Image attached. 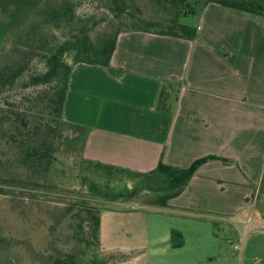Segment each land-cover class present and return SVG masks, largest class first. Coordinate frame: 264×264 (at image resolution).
I'll return each instance as SVG.
<instances>
[{
    "label": "crops",
    "instance_id": "0c3cea01",
    "mask_svg": "<svg viewBox=\"0 0 264 264\" xmlns=\"http://www.w3.org/2000/svg\"><path fill=\"white\" fill-rule=\"evenodd\" d=\"M193 27L194 39L121 32L110 68L72 69L63 118L86 127L87 160L144 175L209 157L166 205L102 210L115 264H264V15L209 2Z\"/></svg>",
    "mask_w": 264,
    "mask_h": 264
},
{
    "label": "rangeland",
    "instance_id": "374dc122",
    "mask_svg": "<svg viewBox=\"0 0 264 264\" xmlns=\"http://www.w3.org/2000/svg\"><path fill=\"white\" fill-rule=\"evenodd\" d=\"M203 4L206 0H185L179 7L171 0H123L119 6L111 0H0V264H54L56 257H92L93 252L99 261L93 264H115L122 258L105 255L100 246L88 251L91 222L84 204L149 210L173 191L171 185L159 173L112 171L87 160L81 133L60 124L53 111L50 97L57 81L37 85L32 78L47 71L52 49L83 24L99 44L124 31L195 26ZM57 10L65 19L75 15L74 21L60 23L53 17ZM36 128L55 142L46 177L20 163L22 146ZM213 231L230 236L220 225ZM251 234L258 232L245 237ZM242 237L234 236V244L242 246ZM252 258L261 264V257Z\"/></svg>",
    "mask_w": 264,
    "mask_h": 264
},
{
    "label": "trees",
    "instance_id": "16d2710c",
    "mask_svg": "<svg viewBox=\"0 0 264 264\" xmlns=\"http://www.w3.org/2000/svg\"><path fill=\"white\" fill-rule=\"evenodd\" d=\"M113 3L123 4V0H111ZM185 0H171V3L175 7L183 5ZM216 2L223 5H227L234 9L241 10L252 16H261L264 15V0H206V3ZM182 7V6H181ZM70 11L71 8H69ZM71 15V13H70ZM65 19V16L61 11H55L53 17L57 19L60 23H70L74 21L75 15H72ZM179 27L181 30H179ZM177 27L178 29H169L162 32H156L161 35H171L177 37H184L187 39H194L197 34V29L189 24H182ZM146 30V29H140ZM90 27L87 24L81 25L78 27L72 37L64 41L63 43L57 45L49 53L47 57V71L44 74L37 75L32 78L33 83L48 84L52 81H57V86L55 91L50 97V102L53 106V111L56 113V116L59 118L60 124L67 123L69 126L76 128L80 133V139L82 140L83 147L86 140L87 129L84 126L75 125L69 122H66L63 118L64 105L68 93L69 81L72 73L73 66L77 63H88L95 65H102L106 67H111V59L117 45V34L115 37H110L107 40L102 39L99 44H95L92 41L90 34ZM151 31V30H146ZM70 54L72 57L70 60H67L66 55ZM22 68H19L16 75L21 73ZM1 81V78H0ZM2 86V81L0 82V87ZM44 133L39 131V128L34 129L33 137H29L27 140L28 143L23 145L22 155H21V165L30 168L38 176L43 175L47 176L51 166L53 164L54 156V146L55 142L48 135L44 136ZM31 138V139H30ZM84 149V148H83ZM209 160V157L199 159L195 161L188 168H176L170 165L165 164L163 161H160L159 165L153 170L152 174H162L165 175L168 179V182L171 185L172 192L167 196L161 197L158 205H166L167 201L171 198L178 196L189 183L193 175L196 173L199 166ZM99 166H103L112 171H127L125 169L103 165L101 163H96ZM133 173V172H132ZM109 196V200L115 199V195L106 193ZM118 200H128L126 196H117ZM86 206V218L91 222L90 226V236L87 241L89 244L88 251H92L93 246L101 247L100 239V230H101V212L104 209L98 208L97 206H92L89 204H84ZM106 208V207H105ZM115 208V207H112ZM121 210L129 211V208H120ZM172 241L173 245L176 248L182 247L184 245V237L181 232L177 230L172 231ZM92 257H87L85 253L81 256L77 255H63L61 257H56L54 259V264H93L98 263L96 260L97 255L95 252L92 253Z\"/></svg>",
    "mask_w": 264,
    "mask_h": 264
},
{
    "label": "built area",
    "instance_id": "2783aa9c",
    "mask_svg": "<svg viewBox=\"0 0 264 264\" xmlns=\"http://www.w3.org/2000/svg\"><path fill=\"white\" fill-rule=\"evenodd\" d=\"M236 248H239L237 245L235 246Z\"/></svg>",
    "mask_w": 264,
    "mask_h": 264
}]
</instances>
